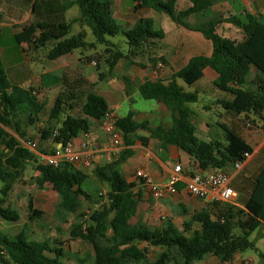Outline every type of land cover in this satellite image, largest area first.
Here are the masks:
<instances>
[{"label":"trees","instance_id":"trees-1","mask_svg":"<svg viewBox=\"0 0 264 264\" xmlns=\"http://www.w3.org/2000/svg\"><path fill=\"white\" fill-rule=\"evenodd\" d=\"M178 1L133 2L136 13L143 9L165 13L179 27L200 32L213 43L211 56H194L186 67L173 74L168 83L160 80L146 81L138 87L144 99H153L166 105L172 119L171 129L159 127L151 130V136L164 146L176 145L203 170L228 168L237 160L246 161L244 154L253 153V147L237 131L226 125L222 126V142L198 139L195 134L196 127L189 119L188 107L198 101V94L186 92L177 80L191 86L203 77V70L210 67L218 74L215 85L221 92L232 95L231 100L221 102L224 109L237 114H260L264 111V15L247 13L245 22L233 16L232 21L241 27L245 35L243 40L237 41L217 32L221 23L218 19L210 18L196 24L189 22L190 17L208 10L214 0H191V6L184 10L177 8ZM64 2L67 9L69 4L66 0ZM70 4L78 6L79 17L70 23H43L49 29L47 35L52 43L47 54L50 61L73 53L76 49L95 48L98 43L114 45L108 41L107 36H117L119 33L127 39L129 56L135 58L149 50L153 52L165 38L163 30L155 28L151 18H141L131 28L123 30L115 18L111 1L103 3L101 0H72ZM71 23L89 26L96 42L88 43L84 33L67 37ZM36 28L34 24L22 26L21 31L15 35L16 42L32 43ZM107 51L109 53L105 59L111 68L122 59H128L131 63L133 61L121 51L111 48H107L105 53ZM153 55L150 60L158 63ZM85 59L90 60V57ZM160 60L164 61L163 58ZM252 68L261 83L260 89L247 88ZM41 80L45 87H53L60 85L62 79L60 76L45 73ZM69 98L66 94L55 98L48 118L50 122H56V128L47 126L38 130L42 141L52 140L54 145H65L68 140L89 131L93 121L101 120L110 107L105 98L89 92L80 107L81 115L75 116V106L69 103ZM45 106L46 103L34 105L30 89L11 84L0 61V145L4 147L0 154V185H3L0 189V217L9 223L20 220L16 210L5 206L10 184L22 176L29 164L37 163V155L20 141L22 138L32 141L31 136L22 129L23 118L25 117L24 125L27 127L36 126L39 114ZM133 116L134 112L130 111L117 121L118 130L127 146L132 144L131 133L146 126V123H137ZM10 126H13L18 138L5 129ZM139 140L143 145L147 144L144 138L140 137ZM43 152L45 151L41 153ZM128 154L130 156L132 150ZM120 165L121 162H118L98 165L95 168L93 174L101 182L110 185V191L106 195L108 204L102 210L93 212L87 220H83L85 213L78 216L69 235L70 240H80L91 246L92 256L87 253L81 257L79 253H73L71 248L67 251L63 246L64 242L58 240H31L27 235L26 225L14 236L0 233V264H140L148 260L149 250L138 247L136 242L139 241L163 249L150 264H169L172 260L176 264H195L210 254L225 264L244 249L251 247L252 244L246 238L264 225V168L255 177L244 209L226 204L223 210L218 211V215L208 209L195 211L183 222L181 229H177L170 222L162 230L150 229L141 222L134 226L122 224L123 214H137L140 195L132 192L131 186L121 174ZM36 168L40 172L38 182L51 183L60 196L58 210L65 214L77 212L80 196L86 195L83 185L88 176L68 162L57 168L41 162ZM182 187L183 184L178 185V188ZM220 204L214 202L212 206L218 207ZM184 212H187L185 208ZM42 213L40 210H33L28 219L41 217ZM109 214H113V217L109 218Z\"/></svg>","mask_w":264,"mask_h":264},{"label":"rangeland","instance_id":"rangeland-1","mask_svg":"<svg viewBox=\"0 0 264 264\" xmlns=\"http://www.w3.org/2000/svg\"><path fill=\"white\" fill-rule=\"evenodd\" d=\"M71 1L72 0H66L67 3ZM108 1H111L113 13H115V18L119 21L118 24L123 30L128 29V27L132 26L133 23H138L140 17L154 18L155 28L162 29L163 32L167 35V40L162 43V48L160 49V51L157 47L153 52L152 50H149L147 51V53H144L143 55L135 58L129 56L127 39L122 33H119L117 36H107L108 41L114 45H108V43H98L95 45V48L86 47L83 49H76L73 54L66 56L62 59L63 61L61 62L58 61L56 63H53L48 61L42 64V66L44 67L48 65V67L55 69L52 73L61 76L62 80L60 85H56L51 88L45 87L39 76L29 81V77L32 76V74L29 73L25 74V78L18 79L17 81L19 85L24 88L30 89L34 105L46 103V106L39 114L40 118L36 126L27 127L26 124L24 125L25 117L23 118L22 129L26 131L27 135L31 136L32 140L38 143V149L36 150L38 153H41L42 151L49 152V150L54 147V143L52 140H50L49 143L48 141L41 140L38 130L44 129L47 126L56 128V122H50L48 114L50 112V108L53 106L55 98H57V96L61 94H66L70 97L69 103H72L75 106L73 110V114L75 116L81 115L80 107H82L85 101V96L89 92L100 94L101 96L109 99L110 101L108 100V102L112 104L115 109L114 114L119 118L125 117L130 111L136 110L139 112H143L145 110H148L149 108H151L152 104L155 103V101L153 100L144 99L139 94H135L133 99L130 98L132 100L122 98L120 102L117 103L118 106L116 107L114 106L113 100L119 98L120 96H123L122 89L125 82L128 84L126 88L130 89L132 95L134 88L137 87V84L135 83V80H137V78H135V80H133L130 84L129 80L126 81V79H128L126 75H136L140 72L141 69H144V67L153 68L156 63H153L150 60L152 54H154L153 57H155L158 62L162 57L167 59L166 49L167 51L171 50V47L177 40L178 35H180V37H185L183 35L185 29L179 27L165 13H158L152 9H143L137 13L134 12L132 10L134 0H101V2L103 3H106ZM215 1L216 0H214L213 4L217 3ZM218 1L228 3V0ZM230 1L232 4H234V1L240 4L239 0ZM189 2L192 3L191 0H180L177 8L186 9L188 7L187 3ZM226 8V5H224L223 7L221 6V8L219 6H216L212 10H207L205 17H207L206 19L215 18L220 20L221 23L220 25H218V28L220 29L221 33L224 35V32H226V37H229L232 40L241 41L244 39V32L242 30L235 29V33H231L229 30H226L227 27L224 26V23H227L229 20H234L233 16H236V18H239L240 20L242 19L236 13L234 14L231 11H227ZM216 9H218L219 11L216 12ZM129 14H131V16H129ZM215 14H218V17H215ZM79 15L80 12L78 6L70 4L66 9L64 20H66L67 23H70L71 21L79 17ZM194 17L195 16H192L188 19L192 24L198 23V19L194 20ZM52 18L53 17H51V19ZM60 18L61 17L59 16L57 18V21H59ZM80 33L85 34V40L88 43L96 42L92 29L86 24L82 25L79 23H71V29L67 37L75 36ZM13 34V30L7 28L3 31V36L0 40L1 53H3V51L5 53V58L1 56L0 61L4 65L7 64L9 60H11L10 55L20 54L22 52L18 49H12L13 45H15L17 48L19 47L15 42ZM47 34L48 32L44 30H39V32L36 33V44L38 45V48L35 49L34 53L36 55H40L41 57L44 54H47L52 47V43L49 41ZM107 48H111L114 51L118 50L125 55H128L133 60L132 63L128 59H122L117 62V65H115V67L111 68L105 59L109 53L108 51L105 53V50ZM83 56H89L90 60L84 59V61L78 63L76 59ZM92 61L97 62V65H93ZM22 62L23 59L20 60L16 58L11 64H21ZM31 69L33 70V67ZM178 82H180V84L184 85L186 88H189L188 85H186L182 80H178ZM114 95H116V98L111 99L112 97L114 98ZM208 99L209 94L201 93L199 95V103L197 101V103L191 104V106H194L195 108V113L203 121L204 118L202 106L210 105ZM197 109H199V111ZM63 114L62 116H64ZM141 115L142 114L137 115L136 119L135 116H133V118L139 124L146 121L145 119L141 118ZM210 115L212 118L211 121L214 122L211 134L213 136H216L217 133L221 135L223 133V130L219 127L218 122L221 123L222 118L216 111L211 112ZM252 118L256 120L257 124L259 123V119L257 118V116L252 114ZM148 122V127H151V122ZM5 129L8 133L17 137L13 126L5 127ZM146 134L142 132V128L137 130L135 133H131L130 139L132 140V144L130 146L136 145V143L139 141V138L141 136L144 137V135ZM25 140L26 139L24 138L20 139L22 143ZM148 144H152L150 139L148 141ZM3 148L4 147L0 145V154L3 153ZM129 150L134 151L132 147ZM129 150L125 151L120 158L118 156L115 157L116 159L118 158L116 161H110L99 166H104L111 163L114 164L118 162H121L122 164L125 158L129 157ZM36 151L33 153L37 155V163L29 164L27 166V169L24 170L22 176L16 178L11 182V188L8 192V196L6 197L5 206L16 210L20 215V220L14 223H9L1 219L0 217V233H3L7 236H14L19 233L26 225H28L27 235L31 240L46 239L47 241L51 242H53L54 240H58L64 242L63 246L67 251H69L68 248L69 246H71L73 253H79L81 257L86 256L87 253L92 256L93 250L91 246H89L87 243L81 242L80 240H70L69 235L73 226L77 223L78 216L85 213L83 220H87L88 218H90L93 212L102 210L105 205L108 204L106 195L110 191V185L107 182H101V180H99L93 174V171H95V168L97 166H95L93 169L89 168L81 170V172L85 173L88 176L85 184L83 185V189L86 195L80 196V206L77 212L72 214L61 213L58 210L61 199L54 186L51 183L45 182L44 184H40L38 182V179L40 178V172L37 170L36 166L37 164L41 163V160ZM174 163L176 164L175 161H173V164ZM135 173L136 169L134 170L133 175H135ZM121 174L124 175L123 169H121ZM128 180L131 181V179ZM127 183L130 185L128 181ZM252 184L254 185V181L252 182ZM2 186L3 185L1 184L0 189L2 188ZM242 195L243 198L246 196V194L244 195L243 193ZM184 197L188 198L187 200H191V197L186 195V193L179 194L176 197H167L166 200H154L150 195L141 193V196H139L137 214H135L134 216L123 214L122 224L128 223L131 226H134L138 222H141L150 229L162 230L167 225V223L170 222L177 229H181L183 222L188 220L189 216H191L193 212H200L203 208H208L213 212L214 215H218L219 210H223V208L226 207V204H230L221 203L218 207H210V205L208 206L205 203H201L199 201H187L184 199ZM237 201L238 204L241 205H243L244 203L239 199ZM182 205L187 207L188 212H184V208H182ZM33 210H40L43 213L41 217L29 220L28 215L31 214ZM112 217L113 214H109V218ZM246 239L252 244V246L241 251L238 256L236 255V257L227 264H243V261L246 260H249L250 264H264V225L258 227ZM136 244L142 249L147 248L149 250L148 260L140 264H150V262H153L157 255L163 250L160 247H152L150 244L143 241L136 242ZM169 264L176 263L172 260ZM195 264L222 263H220L215 256L210 254L207 255L204 259L196 262Z\"/></svg>","mask_w":264,"mask_h":264},{"label":"crops","instance_id":"crops-1","mask_svg":"<svg viewBox=\"0 0 264 264\" xmlns=\"http://www.w3.org/2000/svg\"><path fill=\"white\" fill-rule=\"evenodd\" d=\"M64 1L65 0H35L33 2H30L29 0H0V40L1 37L3 36V31L7 28L13 30L14 32L13 35L15 39V35L21 31L22 26L34 24L37 27L36 33H38L39 30H44L48 32L49 29L45 27L43 23L57 24L61 22H66V20H64V16L66 13ZM239 1L240 4L236 3L235 1L234 4H232L230 0L227 1L228 3L222 1L219 2L218 0H216L215 2L217 3L212 4V6L208 10H212L216 6H219L221 8V6L223 7L224 5H226L227 11H231L234 14L236 13L243 20V22L246 21L245 17L247 13H252V14L258 13L264 15V0H239ZM179 2L180 0L177 2V7ZM68 4L70 5V2ZM187 6L190 7L191 3L190 2L187 3ZM179 10H184V9H179ZM206 11L201 14L200 13L195 14L194 16L196 18L194 17V20L198 19V23L199 22L202 23L206 21L207 20L206 19L207 17H205L207 13ZM218 11L219 10L216 9V12ZM50 16L53 18L51 19ZM59 16L61 18L59 21H57V18ZM129 16H131V14H129ZM215 17H218V14H215ZM141 18H146V17H140L139 20ZM151 19H153L154 21V18ZM134 24L135 23H133L132 26ZM132 26L128 27V29L131 28ZM224 26H226L227 27L226 30H229L231 33L234 32L235 29L242 30L241 27L236 26L234 22L231 20H229L227 23H224ZM217 32L221 34V36L226 37L225 36L226 32H224L223 35L219 28L217 29ZM36 33L33 36L32 43L22 42L18 44L15 40L16 44L19 47L17 48L15 45H13L12 49L13 50L18 49L21 50L22 52L20 54L10 55L11 60H9L5 65L1 62L3 69L7 75V79L11 84H19L17 80L25 78V74L28 73L32 74V76L29 77V81H31L38 76L42 78V75L45 73L53 74L52 72L55 70L53 68L48 67V65H46V67L42 66V64H44L45 62L50 61V59H48L47 56L48 53L44 54L42 57L34 53L35 49L38 48V45L36 44L37 42ZM183 35L185 37H180V35L177 36V40L174 42V45L171 47L170 51H167L166 49L167 59L162 57L164 61L160 60L158 63L156 62V65L153 66V68L144 67V69H141L140 72L137 73L136 75L135 74L126 75L128 77L130 84L132 83L133 80H135V78H137V80H135L137 87L134 88V91L131 95L130 89L126 88L127 86L125 82L122 89L123 96H120L119 98L115 99L116 95H114V98L113 97L111 98V99H115L113 100L115 107L118 106L117 103L120 102L122 98L133 99L135 94L140 95L138 91V87H140L144 82L146 81L157 82L160 80V81H164L165 83H168L171 80L173 74L176 71H180L182 68L186 67L189 61L191 60V58H193L194 56L197 55L205 56V57L211 56L213 43L210 40H207L202 34H200V32L185 29ZM166 40H167V35L165 34V38L158 45L159 51L162 48L161 47L162 43L165 42ZM71 54L73 53H70L66 56H69ZM1 56L5 58L4 51L3 53H1L0 50V57ZM66 56L60 57L59 59L50 62L53 63H56L58 61L61 62L63 61L62 59L65 58ZM86 57L87 56L79 57L76 59V61L78 63H81L82 61H84ZM16 58L20 60L23 59V62L21 64L19 63H16L15 65L11 64ZM32 67L33 70L31 69ZM53 75L60 76L58 74H53ZM217 78H218L217 72L210 67H206L203 70V77L197 82H195L193 85L188 86L189 88H186L184 85H181L180 82H178V80L177 83L181 87H183L185 91L187 90L186 92H196L198 94V103H199V95L201 93L209 94L208 100L210 105L202 106L204 121L201 120V118L195 113L194 106H191V104L193 103L188 105V107L190 108L189 119L196 127L195 134L198 139L206 142L216 141V140H218L219 142L223 141V133L221 135L217 133L216 136H213L211 134L214 122L211 121L212 118L210 113L216 111L219 114V116L222 118L221 123L218 122V125L222 130H223L222 128L223 125L228 126L230 129L237 131V133L250 146L253 147V153L250 154L249 158L246 159V161L242 164L240 169L233 170L232 166H229L228 168H224L230 173L229 186L237 192L234 201L230 204L238 206V208H244V205L248 197L250 196L254 186L252 182L255 180L256 175H258V173L261 172V170L264 168V111H261L260 114L257 115L254 113L237 114L232 111H228L224 109L223 106L221 105V102L231 100L232 95L228 92H221L219 90V88L215 85ZM260 84L261 83L256 78V71L252 68L250 71V79L247 88L260 89L259 88L261 86ZM105 99L108 102L109 99L107 98ZM153 101H155V103L152 104L151 108H149L148 110H145L143 112L141 111L139 112L136 110L133 111L135 119L137 115L142 114L141 118L146 120L143 122L146 123V126L142 127V132L147 134L144 135V137L141 136V138H144L147 144L143 145L142 142L139 140L140 142L138 141L136 145L127 146L126 150L132 147L134 151H132V154L128 158H126L120 166V168L124 170V175L122 176L124 177L126 182L128 181L130 183L132 192L134 194H139L140 196L141 193L146 195L148 194L142 183L136 178L135 175H133L135 169L136 172L138 170L145 171L156 183L165 182L167 173H169L171 167L175 164V163L173 164V161H175L176 164H180L186 173H190V172L198 173L202 171V169L198 166L197 162H193L192 160H190V158L186 154L182 153V151H180L179 148L176 147V145L164 146L161 144L159 140L151 136V130L154 129L156 130L159 127L165 130H169L173 125L170 113L166 105H164L163 103H159L156 100ZM108 104L110 106L109 110L115 113L114 112L115 109L113 105L110 104L109 102ZM199 109L197 110L199 111ZM252 114L257 116V118L259 119L258 124L256 120L252 118ZM148 121L151 122L150 126L152 128L148 127L149 126ZM89 130L92 136H98L97 141L92 147L94 152L93 161L91 163V166H85L82 158L75 166L79 170H84L89 168L93 169L95 166L103 165L107 162L116 161L118 159L115 158L117 156L107 155L102 152H99L101 145L105 140V134L101 130V126L97 121H93L91 125V129ZM149 139L152 143L150 145L148 144ZM126 150L122 151V153L118 155V157L120 158L121 155ZM128 179H131V181ZM183 193H186V195H188V193L184 189V184L182 188H179L178 194H174L170 197L173 196L176 197L179 194H183ZM242 193L244 195L246 194L244 198ZM188 196L191 197V200L205 203L208 206L211 204L210 207L212 206V203H209L205 200L196 199V197L190 195ZM184 199L187 200L188 198L184 197ZM238 199L240 201L242 200L241 202H244L243 205L238 204L237 201ZM191 200L189 199L187 201H191ZM183 207L186 210H188L187 207L182 205V208ZM70 248L71 246H69L68 249ZM71 251L73 252L72 248Z\"/></svg>","mask_w":264,"mask_h":264},{"label":"built area","instance_id":"built-area-1","mask_svg":"<svg viewBox=\"0 0 264 264\" xmlns=\"http://www.w3.org/2000/svg\"><path fill=\"white\" fill-rule=\"evenodd\" d=\"M93 65L97 62L92 61ZM97 121L101 130L105 134L99 152L107 155L118 156L122 151L127 149L124 143L122 133L118 130V117L113 111L108 110L101 120ZM249 126V125H248ZM98 136H92L90 130L82 132L77 138L68 140L65 145L55 144L49 152L38 153V143L34 140L24 141L23 144L32 152H37L41 162L45 165L57 168L60 164L68 162L72 165H77L83 158L85 166H91L93 161V145L97 141ZM249 153H245V159H248ZM245 162V161H244ZM242 161H235L231 166L233 170L241 168ZM138 180L147 191V194L153 197L154 200H163L174 194L179 193V184H184V189L188 195L196 197V199L205 200L209 203H232L237 195V192L229 186L230 173L225 169L213 168L203 170L201 172L186 173L180 164H174L166 180L163 183H156L143 170H138L135 173ZM243 264H250L249 260L243 261Z\"/></svg>","mask_w":264,"mask_h":264}]
</instances>
